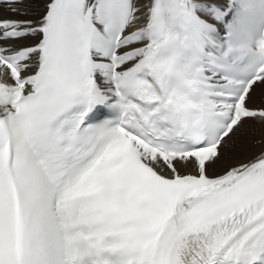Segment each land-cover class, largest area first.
I'll return each mask as SVG.
<instances>
[{
	"label": "snow or ice",
	"instance_id": "1",
	"mask_svg": "<svg viewBox=\"0 0 264 264\" xmlns=\"http://www.w3.org/2000/svg\"><path fill=\"white\" fill-rule=\"evenodd\" d=\"M0 264H264V0H0Z\"/></svg>",
	"mask_w": 264,
	"mask_h": 264
},
{
	"label": "rangeland",
	"instance_id": "2",
	"mask_svg": "<svg viewBox=\"0 0 264 264\" xmlns=\"http://www.w3.org/2000/svg\"><path fill=\"white\" fill-rule=\"evenodd\" d=\"M255 143H259V139H258V137H257V139H256Z\"/></svg>",
	"mask_w": 264,
	"mask_h": 264
},
{
	"label": "bare ground",
	"instance_id": "3",
	"mask_svg": "<svg viewBox=\"0 0 264 264\" xmlns=\"http://www.w3.org/2000/svg\"><path fill=\"white\" fill-rule=\"evenodd\" d=\"M259 139V138H258Z\"/></svg>",
	"mask_w": 264,
	"mask_h": 264
}]
</instances>
